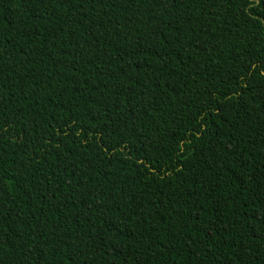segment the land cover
I'll return each mask as SVG.
<instances>
[{"label": "trees", "instance_id": "1", "mask_svg": "<svg viewBox=\"0 0 264 264\" xmlns=\"http://www.w3.org/2000/svg\"><path fill=\"white\" fill-rule=\"evenodd\" d=\"M0 264H264V0H0Z\"/></svg>", "mask_w": 264, "mask_h": 264}]
</instances>
